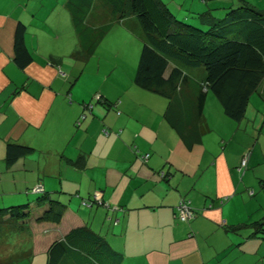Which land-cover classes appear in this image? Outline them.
I'll use <instances>...</instances> for the list:
<instances>
[{
  "label": "crops",
  "instance_id": "1",
  "mask_svg": "<svg viewBox=\"0 0 264 264\" xmlns=\"http://www.w3.org/2000/svg\"><path fill=\"white\" fill-rule=\"evenodd\" d=\"M164 1L203 29L210 17L254 5ZM65 2L0 0V264H45L49 245L82 226L120 264H264V235L247 226L264 217V78L239 122L207 94L210 130L187 147L164 117L167 100L133 82L138 47L123 23L116 50L79 57ZM19 23L31 56L23 68L14 60ZM8 142L32 150L7 163ZM94 194L103 204H80ZM42 197L64 204L59 223L37 220L48 209ZM183 199L194 211L184 222L175 214Z\"/></svg>",
  "mask_w": 264,
  "mask_h": 264
},
{
  "label": "trees",
  "instance_id": "2",
  "mask_svg": "<svg viewBox=\"0 0 264 264\" xmlns=\"http://www.w3.org/2000/svg\"><path fill=\"white\" fill-rule=\"evenodd\" d=\"M65 6L83 44L80 46L85 48L83 56L94 53L113 23L122 22L138 34L141 48L133 82L167 100L164 117L187 147L210 130L203 112L209 91L224 114L239 122L264 78V9L249 3L221 18L210 17L212 24L205 29L177 18L164 0H66ZM25 30L19 23L14 33V60L20 68L31 60L24 43ZM31 150L30 146L8 142L6 161L12 163ZM40 199L48 209L37 220L59 223L64 204ZM10 216L24 215L12 210ZM247 226L264 235V217ZM239 227L242 225L233 229ZM121 261L122 256L106 241L82 226L49 245L45 264Z\"/></svg>",
  "mask_w": 264,
  "mask_h": 264
},
{
  "label": "rangeland",
  "instance_id": "3",
  "mask_svg": "<svg viewBox=\"0 0 264 264\" xmlns=\"http://www.w3.org/2000/svg\"><path fill=\"white\" fill-rule=\"evenodd\" d=\"M254 5V7L256 8V9H264V0H250ZM224 14V13H223ZM223 14H221V15H223ZM115 24H117V25H115ZM116 26H120L117 22L116 23H113L112 25H111V27L109 28V30H108V32L104 35V37H103V39L101 40V42H100V44L103 42V40L106 38V36H109V35H111V37H107V39L106 40H104V42L102 43V45H103V47L101 48V49H99L98 50V48H99V46H100V44L97 46V48L95 49V51H94V53L93 54H91L90 56H88V58H90L92 55H94L97 51L99 52V53H101L102 55H103V53H106V51H113V50H116L117 48H116V46H115V43H113L112 42V38H114L115 36H117V31H115V30H119V28L118 27H116ZM128 27V26H127ZM116 28V29H115ZM126 28V27H125ZM129 28V27H128ZM128 28H126L127 29V33L129 34V36L133 39V41L137 44L136 45V47H138V53H140V48H141V42H140V40H139V38H138V34L137 33H135L133 30H131L130 28L128 29ZM78 44H79V48H78V50L76 51V50H74L73 51V53L76 55V54H78L79 55V57H81V55L84 53L83 52V50L85 49L84 48V46L83 47H81L80 45H83L82 44V42H80L79 41V36H78ZM132 44V42H130L128 45H131ZM125 45H126V43H125ZM125 45L123 44V43H121L120 44V50H123L124 49V47H125ZM129 49H131V51H134V46H132V47H130ZM98 54V53H97ZM97 56V55H96ZM72 57H74L75 58V56H72ZM94 61H96V59L94 60ZM261 91V87H260V89H259V92ZM209 96H213V98H216L210 91L207 93ZM159 98H161V99H163L164 100V98L163 97H159ZM217 100V99H216ZM254 141V139H252V141H251V143ZM261 144V145H260ZM259 146H261V148H264V127H263V137L261 138V140H260V143L258 144V146H257V148H259ZM43 258H44V260H45V254L43 255ZM22 262H24V261H21V260H15L14 261V263L13 264H24V263H22ZM27 264V263H26Z\"/></svg>",
  "mask_w": 264,
  "mask_h": 264
},
{
  "label": "built area",
  "instance_id": "4",
  "mask_svg": "<svg viewBox=\"0 0 264 264\" xmlns=\"http://www.w3.org/2000/svg\"><path fill=\"white\" fill-rule=\"evenodd\" d=\"M149 156V154H145L143 156L144 158H147ZM249 156V150L246 151L244 153V155L242 156L241 160H240V165H239V170H241V168L245 167L247 164V159ZM81 204L83 206L86 207H92L93 205H101L103 204L102 200L99 198L98 194H94L91 197V200H82ZM175 214L178 220L180 221H188L189 219H191L194 216V211L191 209V207L189 206V203L187 200L183 199L181 201L178 202V204L175 206ZM117 221V220H115Z\"/></svg>",
  "mask_w": 264,
  "mask_h": 264
}]
</instances>
